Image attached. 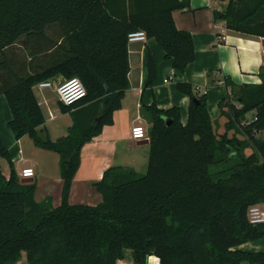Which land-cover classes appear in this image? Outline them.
<instances>
[{
	"label": "trees",
	"instance_id": "obj_1",
	"mask_svg": "<svg viewBox=\"0 0 264 264\" xmlns=\"http://www.w3.org/2000/svg\"><path fill=\"white\" fill-rule=\"evenodd\" d=\"M190 10L185 0H0V95L8 101L9 124L16 139L29 137L35 147L60 156L63 202H37V183H23L12 165L0 133V264H119L127 252L135 264H264V252L237 249L264 239V224L251 225L249 209L264 205V75L262 83L237 85L225 79L232 95L220 103L229 130L216 133L208 97H190L182 123L177 107H144L150 126L148 170H106L96 185L97 206L69 202L73 179L81 167L84 145L114 124L130 89L129 36L143 31L154 39L182 73L195 62L191 33L176 28L175 11ZM214 19L244 36L264 37V0H230ZM62 33L55 41L51 27ZM149 83L157 64L148 54ZM83 82L86 98L73 105L67 137L53 141L45 126L35 86L52 79ZM237 101L238 108L233 102ZM228 108V112H226ZM255 116L246 125L247 117ZM242 130V131H241ZM253 146L251 157L243 153Z\"/></svg>",
	"mask_w": 264,
	"mask_h": 264
},
{
	"label": "crops",
	"instance_id": "obj_2",
	"mask_svg": "<svg viewBox=\"0 0 264 264\" xmlns=\"http://www.w3.org/2000/svg\"><path fill=\"white\" fill-rule=\"evenodd\" d=\"M185 1L190 3V10L175 11L173 17L176 28L193 36L196 49L195 62L184 72L178 73L174 69V62L165 57L164 50L154 39L148 38L146 42L129 44L130 89L125 94L122 108L114 117V124L105 126L100 136L84 145L81 167L73 179L68 196L71 204L90 206L101 204L103 197L98 193L96 185L102 182L104 172L110 168L121 166L139 174L148 170L149 141L146 144V141L133 140V128L142 123L150 131L151 124L145 116L144 107H150L154 103L160 110L179 108L182 123L186 124L191 99L178 92L179 83H189L196 96L208 97V111L212 121L219 116V119L215 120L216 126H219V123L222 125L220 103L232 95L231 89L226 88V78L239 86L262 83L260 71L264 68V43L260 38L247 37L230 31L224 21L214 19L215 10H223L226 0ZM148 54H151L157 64V79L152 83H149L148 79ZM166 80L169 81L165 83ZM50 81L54 84L63 82L60 78ZM34 90L46 117L45 126L39 128L38 132L40 134L46 132L53 141L67 137L73 119L71 114L60 112V100L55 87L44 90L34 88ZM50 111L56 116L55 119L50 118ZM12 118L7 99L4 95H0V133L6 148L10 151L11 162L17 175L20 177L21 174L18 163L29 162V159L23 156L22 148L25 145L31 148L32 164L29 163L23 171L33 169L35 172L34 178L28 179L37 183L34 198L39 203L51 199L53 206L59 207L63 202L64 183L61 179L60 156L55 152L35 147L33 141H31L33 145L28 141L29 137L16 139L9 126ZM60 122L62 123L59 127L54 126L57 123L59 125ZM65 122L66 126L63 124ZM53 126L58 131L54 128L51 130ZM0 166L5 177L9 178L11 174L9 162L1 158ZM260 207L263 209L264 205ZM237 249L253 253L264 252V239L246 243ZM25 256L18 264H25ZM150 261L154 264L153 258H150ZM118 263L126 264L124 260Z\"/></svg>",
	"mask_w": 264,
	"mask_h": 264
},
{
	"label": "built area",
	"instance_id": "obj_3",
	"mask_svg": "<svg viewBox=\"0 0 264 264\" xmlns=\"http://www.w3.org/2000/svg\"><path fill=\"white\" fill-rule=\"evenodd\" d=\"M261 42L264 43V37L260 38ZM147 36L145 32L140 31L136 33H132L129 36V44L132 42H146ZM263 59H264V51H263ZM173 78H171L172 80ZM169 80H166L168 82ZM49 87H55L56 94L64 105H73L78 102H81L84 98H86V89L81 82L77 78L69 79L58 84H54L52 81L42 82L35 86L38 90L48 89ZM51 119H55L56 116L50 111L49 113ZM253 119V118H252ZM243 124V123H242ZM247 122L245 123V125ZM132 138L136 141H149V130L142 124H138L134 126L132 131ZM35 172L33 169H26L22 173V179H31L34 178ZM249 222L251 225L264 224V210L261 209L260 205H253L249 209ZM149 262V261H148ZM149 264H151L149 262Z\"/></svg>",
	"mask_w": 264,
	"mask_h": 264
},
{
	"label": "rangeland",
	"instance_id": "obj_4",
	"mask_svg": "<svg viewBox=\"0 0 264 264\" xmlns=\"http://www.w3.org/2000/svg\"><path fill=\"white\" fill-rule=\"evenodd\" d=\"M229 1L230 0H226V4H225V6L229 3ZM48 33L51 35V37L55 40V41H57L58 39H60V37L62 36V33H61V31L59 30V28L58 27H51L50 29H48ZM232 102L238 107V108H240V105H239V103L237 102V101H235V100H233V98H232ZM57 105V107H58V104H56ZM226 110V112H228L229 110H228V108H226L225 109ZM58 115H60L59 114V112H58ZM255 116V114L254 113H251L248 117H247V119H246V121L245 122H243V124H241L242 126L243 125H245V123L247 122H250V120L253 118ZM217 119H219V116H217L216 118H214V121H213V125H214V127H215V130H216V133L218 134V135H224V134H226V132L228 131V134H229V137L230 138H233L234 137V135L237 137V139L238 140H240V141H244V137H243V134L242 133H238L237 131H236V128H232V129H227L226 127H225V124H227V118H226V116H221V118H220V121H221V123H222V125L219 123V126H216L217 124H215V120H217ZM61 123L62 122H60V124L58 125V123H57V125H54V126H56V127H59L60 125H61ZM63 124H65V126H66V122L65 123H63ZM145 125V124H144ZM51 127V130L54 128V130L55 131H58L57 129H56V127ZM50 130V131H51ZM242 131V130H241ZM52 132V131H51ZM53 134H54V132H53ZM56 134H59V133H56ZM41 136L43 137V138H46L47 137V133L45 132V133H43V132H41ZM256 137L257 138H259V139H264V134H257L256 135ZM28 141H30V143L32 144V140L30 139V138H28ZM33 145V144H32ZM23 149V151H24V158L25 159H29V162L28 163H25V164H22V163H18V168H19V172L21 173L20 174V177H22V171H23V168L24 167H26V166H28V164L29 163H31L32 164V162H30V149L31 148H29V147H27V146H25L24 145V147L22 148ZM253 152H254V148H253V146L251 145V146H246V148L244 149V151H243V153H244V155L246 156V157H251V155L253 154ZM43 153V152H42ZM39 157V156H38ZM42 158H41V156H40V160H41ZM147 173V170L146 171H143V172H140V175H145ZM37 175V174H36ZM40 175V173H38V176ZM262 210H264V208L262 209ZM24 255H26V254H24ZM24 257V256H23ZM26 257V256H25ZM26 259V258H25ZM124 262L126 263V264H135V263H133V260L131 259V257H130V251H128L127 252V256H126V259L124 260ZM25 264H28V262H27V259L25 260V262H24ZM150 263L152 264L153 262H151L150 261ZM21 264H23V263H21ZM243 264H249V263H247V262H244Z\"/></svg>",
	"mask_w": 264,
	"mask_h": 264
},
{
	"label": "water",
	"instance_id": "obj_5",
	"mask_svg": "<svg viewBox=\"0 0 264 264\" xmlns=\"http://www.w3.org/2000/svg\"><path fill=\"white\" fill-rule=\"evenodd\" d=\"M260 74H261V75H264V68L260 71ZM147 142H148V141H146L145 143L148 144ZM21 182H23V183H25V184H27V183H33L31 180H28V179H22Z\"/></svg>",
	"mask_w": 264,
	"mask_h": 264
}]
</instances>
